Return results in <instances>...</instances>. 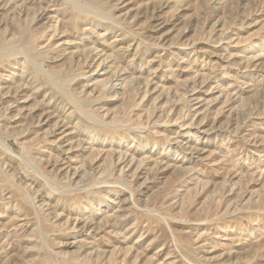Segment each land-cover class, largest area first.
<instances>
[{
    "label": "rangeland",
    "instance_id": "374dc122",
    "mask_svg": "<svg viewBox=\"0 0 264 264\" xmlns=\"http://www.w3.org/2000/svg\"><path fill=\"white\" fill-rule=\"evenodd\" d=\"M0 264H264V0H0Z\"/></svg>",
    "mask_w": 264,
    "mask_h": 264
},
{
    "label": "bare ground",
    "instance_id": "6f19581e",
    "mask_svg": "<svg viewBox=\"0 0 264 264\" xmlns=\"http://www.w3.org/2000/svg\"><path fill=\"white\" fill-rule=\"evenodd\" d=\"M27 36V35H26ZM19 37V36H18ZM2 44V43H1ZM3 46V45H2ZM18 47V46H17ZM17 49V48H16ZM22 50V49H21ZM24 52V51H23ZM52 78V77H51ZM53 79V78H52ZM58 83H60V82H58ZM75 108V107H74ZM98 121V120H97ZM100 123V122H99Z\"/></svg>",
    "mask_w": 264,
    "mask_h": 264
}]
</instances>
